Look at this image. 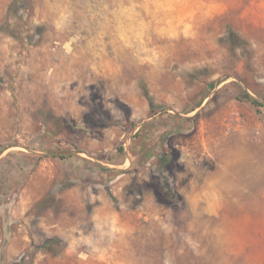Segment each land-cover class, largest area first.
Instances as JSON below:
<instances>
[{
	"label": "rangeland",
	"instance_id": "rangeland-1",
	"mask_svg": "<svg viewBox=\"0 0 264 264\" xmlns=\"http://www.w3.org/2000/svg\"><path fill=\"white\" fill-rule=\"evenodd\" d=\"M0 264H264V0H0Z\"/></svg>",
	"mask_w": 264,
	"mask_h": 264
},
{
	"label": "trees",
	"instance_id": "trees-1",
	"mask_svg": "<svg viewBox=\"0 0 264 264\" xmlns=\"http://www.w3.org/2000/svg\"><path fill=\"white\" fill-rule=\"evenodd\" d=\"M229 39L232 41V42H238L239 44H245L246 40H244L243 38H241L236 32L230 30L229 32ZM145 94L146 96L148 97L149 99V102H150V107H151V112L152 113H155L156 112V108L158 107V105L155 103L154 99L149 95L148 91L145 89ZM241 96H243L244 98L248 99L249 101H251L253 104L255 105H261L260 102L255 99L250 93H248L247 91H243L241 93ZM202 104L199 103L198 105L194 106L192 110H195L197 107H199L200 105ZM141 134L140 131H138L136 133V135L134 137H137ZM165 160V159H163ZM58 238L57 237H50L48 239H46L43 243H42V246L44 247H48L50 246L53 242L57 241Z\"/></svg>",
	"mask_w": 264,
	"mask_h": 264
}]
</instances>
